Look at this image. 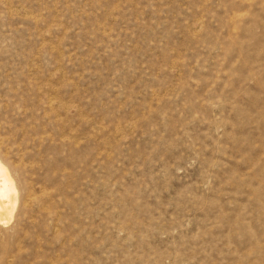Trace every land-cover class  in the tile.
Masks as SVG:
<instances>
[{
    "label": "rangeland",
    "instance_id": "374dc122",
    "mask_svg": "<svg viewBox=\"0 0 264 264\" xmlns=\"http://www.w3.org/2000/svg\"><path fill=\"white\" fill-rule=\"evenodd\" d=\"M0 264H264V0H0Z\"/></svg>",
    "mask_w": 264,
    "mask_h": 264
},
{
    "label": "bare ground",
    "instance_id": "6f19581e",
    "mask_svg": "<svg viewBox=\"0 0 264 264\" xmlns=\"http://www.w3.org/2000/svg\"><path fill=\"white\" fill-rule=\"evenodd\" d=\"M15 193L13 180L7 168L0 162V221L6 220L7 222L10 219L15 206Z\"/></svg>",
    "mask_w": 264,
    "mask_h": 264
}]
</instances>
